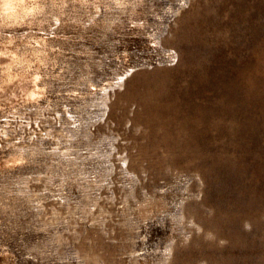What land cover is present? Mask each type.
I'll return each instance as SVG.
<instances>
[{"label": "rangeland", "instance_id": "obj_1", "mask_svg": "<svg viewBox=\"0 0 264 264\" xmlns=\"http://www.w3.org/2000/svg\"><path fill=\"white\" fill-rule=\"evenodd\" d=\"M0 264H264V0H0Z\"/></svg>", "mask_w": 264, "mask_h": 264}]
</instances>
